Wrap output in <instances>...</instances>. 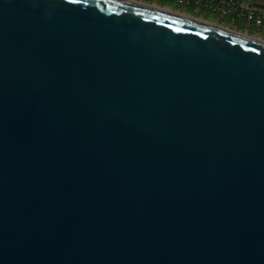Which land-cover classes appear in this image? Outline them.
<instances>
[{"label": "water", "instance_id": "water-1", "mask_svg": "<svg viewBox=\"0 0 264 264\" xmlns=\"http://www.w3.org/2000/svg\"><path fill=\"white\" fill-rule=\"evenodd\" d=\"M160 8L0 0V264H264V41Z\"/></svg>", "mask_w": 264, "mask_h": 264}, {"label": "built area", "instance_id": "built-area-1", "mask_svg": "<svg viewBox=\"0 0 264 264\" xmlns=\"http://www.w3.org/2000/svg\"><path fill=\"white\" fill-rule=\"evenodd\" d=\"M171 1V0H170ZM195 9L229 16L235 22L264 29V7L247 5L243 0H172Z\"/></svg>", "mask_w": 264, "mask_h": 264}, {"label": "crops", "instance_id": "crops-1", "mask_svg": "<svg viewBox=\"0 0 264 264\" xmlns=\"http://www.w3.org/2000/svg\"><path fill=\"white\" fill-rule=\"evenodd\" d=\"M256 1L264 2V0H255L254 4H253L255 6L264 7L262 5L257 4ZM159 6H161V5H159ZM162 7L165 8L166 6H162ZM167 8H169L170 11L182 13V10H180V9H172L170 7H167ZM188 8H190L192 10V14H194V11H197V12L203 11V13H204L203 16H199V19H201L203 21L215 23L217 26L225 27V28H228V29H231L234 31H238V32H242L241 30H243V31H246L244 33H247L253 37H257L258 39H261L262 41H264V29L257 28L254 26H248L242 21H237L234 23V21L229 16H221L218 13L208 12V11H205L203 9H195L192 6H188ZM183 14L187 15V12H183ZM192 17H195V16H192ZM237 29H239V30H237Z\"/></svg>", "mask_w": 264, "mask_h": 264}, {"label": "rangeland", "instance_id": "rangeland-1", "mask_svg": "<svg viewBox=\"0 0 264 264\" xmlns=\"http://www.w3.org/2000/svg\"><path fill=\"white\" fill-rule=\"evenodd\" d=\"M134 1L152 4V5L157 6V7L159 5H161V6H166L165 8L170 7L172 9H180V10H182V13L183 12H187L188 14L189 13L192 14V10L190 8H188V6L183 5V4H180L177 1H172V0L171 1L170 0H134ZM254 1L255 0H243V3L244 4H247V5H253L254 4ZM203 14H204L203 11H199V12L194 11V14L193 15L194 16H197V15L198 16H203ZM237 30H239V29H237ZM241 31L242 32H246V31H243V30H241Z\"/></svg>", "mask_w": 264, "mask_h": 264}, {"label": "bare ground", "instance_id": "bare-ground-1", "mask_svg": "<svg viewBox=\"0 0 264 264\" xmlns=\"http://www.w3.org/2000/svg\"><path fill=\"white\" fill-rule=\"evenodd\" d=\"M129 1H133V2H137V3H141V4H145V5H149V6H153V7H157V6H154V5H152V4H148V3H142V2H138V1H134V0H129ZM160 7V6H159ZM159 7H157V8H159ZM160 9H164V10H167V11H170L168 8H160ZM171 12H175V11H171ZM175 13H178V12H175ZM178 14H182V15H185V16H188V17H192V16H190V15H186V14H183V13H178ZM192 18H195V19H198V20H201V19H199V18H196V17H192ZM201 21H203V20H201ZM205 22H207V21H205ZM208 23H210V22H208ZM211 24H214V25H216L215 23H211ZM226 29H228V28H226ZM239 33H241V34H244V35H246V36H248V37H251V38H257V37H253V36H251V35H249V34H247V33H244V32H239ZM256 40H261V39H256Z\"/></svg>", "mask_w": 264, "mask_h": 264}, {"label": "flooded vegetation", "instance_id": "flooded-vegetation-1", "mask_svg": "<svg viewBox=\"0 0 264 264\" xmlns=\"http://www.w3.org/2000/svg\"><path fill=\"white\" fill-rule=\"evenodd\" d=\"M187 15H192V16H194L193 14H188V13H187ZM195 17H196V18H199V16H198V15H197V16H195Z\"/></svg>", "mask_w": 264, "mask_h": 264}]
</instances>
